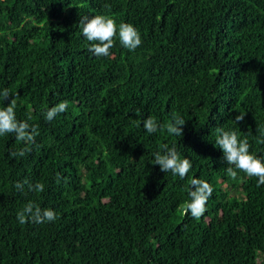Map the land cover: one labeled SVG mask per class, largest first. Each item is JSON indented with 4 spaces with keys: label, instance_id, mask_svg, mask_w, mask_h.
<instances>
[{
    "label": "trees",
    "instance_id": "1",
    "mask_svg": "<svg viewBox=\"0 0 264 264\" xmlns=\"http://www.w3.org/2000/svg\"><path fill=\"white\" fill-rule=\"evenodd\" d=\"M96 15L117 25L109 56L82 33ZM121 23L140 33L134 51ZM4 89L0 107L15 99L39 135L0 136V264H264V185L229 177L216 144L217 128L236 131L264 162V0H0ZM173 113L182 136L166 131ZM148 117L164 129L147 133ZM165 144L191 162L184 179L154 164ZM192 178L213 187L198 220L183 211ZM30 201L57 219L20 224Z\"/></svg>",
    "mask_w": 264,
    "mask_h": 264
},
{
    "label": "clouds",
    "instance_id": "2",
    "mask_svg": "<svg viewBox=\"0 0 264 264\" xmlns=\"http://www.w3.org/2000/svg\"><path fill=\"white\" fill-rule=\"evenodd\" d=\"M82 27V33L89 42L88 50L95 56H109L110 49L114 46V37L117 35V25L114 19L96 15L91 18L84 16L79 21ZM120 44L134 51L141 45L142 40L138 30L130 23H121L118 30ZM9 90L4 89L0 92V100H8ZM16 100L12 99L6 107H0V136L15 134L17 141L25 144H32L39 135L37 127L30 125L27 121H18L15 113ZM68 102L61 101L47 109L44 113L46 121H52L57 115L65 113L68 109ZM31 119V117H29ZM244 115H237L235 120L241 122ZM185 120L178 114L173 113L171 122L166 125L167 133L175 136H182ZM143 127L149 134H154L165 126L160 125L156 119L148 117L143 121ZM216 144L223 152V158L230 165L226 173L233 180L238 177L237 170L245 173L248 177L257 178V186L264 185V162L249 152V142L247 138L240 139L236 131H225L223 128H217ZM30 148H21L18 151H12L11 157H24ZM154 164L159 165L164 173L171 171L180 179H184L189 173L192 165L188 158L181 159L176 148L169 147L167 144L162 146V151H158L154 156ZM60 177L57 176V183ZM190 190L189 201L183 206L184 214L188 213L195 219H200L206 211L205 205L213 193V187L203 179L192 178L189 180ZM25 185L28 191L43 192L45 185L37 182L32 184L27 180L17 182L14 186L17 190H23ZM57 214L50 208H41L33 202L25 204L17 212V220L20 224L29 222L43 224L54 222Z\"/></svg>",
    "mask_w": 264,
    "mask_h": 264
}]
</instances>
